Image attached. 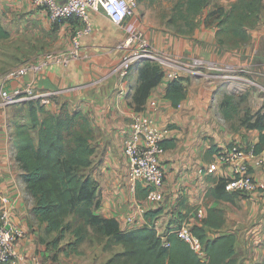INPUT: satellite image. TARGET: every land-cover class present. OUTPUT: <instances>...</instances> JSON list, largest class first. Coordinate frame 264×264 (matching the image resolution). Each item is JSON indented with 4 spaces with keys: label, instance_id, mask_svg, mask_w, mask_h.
Here are the masks:
<instances>
[{
    "label": "crops",
    "instance_id": "0c3cea01",
    "mask_svg": "<svg viewBox=\"0 0 264 264\" xmlns=\"http://www.w3.org/2000/svg\"><path fill=\"white\" fill-rule=\"evenodd\" d=\"M236 1L217 0V3L228 12ZM174 2L171 0L165 7V24L159 27L142 21L138 14L128 19L126 27H121L103 12H92L93 30L82 39L81 59L69 67L53 64L19 79L6 80L5 87L13 90L33 83L38 90L51 91L79 86L64 90L45 109L54 114L63 110L82 111L91 120L95 153L87 171L100 184L101 205L96 209L99 215L116 218L122 229L129 230L148 224L146 217L141 216L128 224L138 204L148 210L160 208L155 224L168 234L195 209L203 207L206 217L209 208L219 207L225 217L220 231L237 235L232 264H264V190L254 195H240L234 201L208 199V191L220 179L231 176L232 169L220 167L215 173L201 172L231 142L248 145L247 141H253L249 145H256L260 141L259 130L248 128L240 118L237 123L239 110L227 117L222 102L227 95L236 98L240 95L252 114L264 105V0L260 19L249 28L246 40L224 34L219 20L207 24L206 17L214 3L198 16V25L191 34H179L168 24ZM0 17L10 32L9 38L2 39L0 85L8 68L46 51L61 52L70 48L75 30L81 25L79 19L53 23L48 11L35 7L32 0H0ZM138 29L144 30L156 48L174 55L184 65L168 69L146 104V113L159 126L170 129L162 162L163 199L158 202L148 197L143 183L133 192L128 179L129 159L124 140L136 110L126 91L138 82L137 66L125 83L114 71L123 55L120 43L127 31ZM194 66L200 67L199 73L191 70ZM171 74L187 79V95L179 105L167 97L168 86L174 79ZM248 84L252 86L251 91L242 97L243 86ZM153 101L155 109L151 106ZM28 113L29 102L0 107V215L4 207L1 197L7 196L14 203L12 219L25 232L16 241L17 252L25 260L12 264H106L116 251L123 249L122 245L105 250L104 242L92 247L86 242L79 253L71 252L68 244L72 235L67 234L54 243L58 233H47L46 223L32 215L35 199L28 192L13 143L17 125L30 122ZM39 118L43 119L42 113ZM253 164L256 177L264 182V149L257 153Z\"/></svg>",
    "mask_w": 264,
    "mask_h": 264
},
{
    "label": "trees",
    "instance_id": "16d2710c",
    "mask_svg": "<svg viewBox=\"0 0 264 264\" xmlns=\"http://www.w3.org/2000/svg\"><path fill=\"white\" fill-rule=\"evenodd\" d=\"M214 3L206 17L207 24L215 20L223 25V33L233 39L246 40L249 28L256 25L263 10V0H237L230 11L217 0H177L168 24L179 34H191L198 25V16ZM10 37L0 17V40ZM138 82L127 91V97L136 111L144 110L153 90L163 81L166 71L151 59L137 65ZM184 77L173 79L167 97L175 105L185 99L187 88ZM227 117L238 110L236 97L227 95L222 102ZM43 114V119L39 118ZM29 123L17 125L13 143L16 159L24 170L29 194L35 199L31 210L34 217L46 223V232L58 233L54 243L72 235L71 252L88 240L104 242L105 250L116 251L106 264H232L236 254L237 235L221 232L225 223L224 210L208 209V215L193 227L205 252V259L183 240L173 228L166 235L169 245L163 244L156 229L155 219L160 208L146 212L148 224L124 230L113 217H103L96 212L101 205L100 184L87 170L93 164L95 147L92 143L94 128L82 111L63 110L60 114L46 111L45 106L29 102ZM241 121L248 128L259 130L260 141L256 152L264 149V112L249 111ZM165 145V142H164ZM166 147V146H165ZM228 179H220L208 193V199L234 201L240 194L226 190ZM244 196V195H242ZM10 264V263H3Z\"/></svg>",
    "mask_w": 264,
    "mask_h": 264
},
{
    "label": "built area",
    "instance_id": "2783aa9c",
    "mask_svg": "<svg viewBox=\"0 0 264 264\" xmlns=\"http://www.w3.org/2000/svg\"><path fill=\"white\" fill-rule=\"evenodd\" d=\"M35 7L45 8L51 21L59 23L70 19H79L80 27L75 30L72 38V46L64 51H46L27 62L11 67L3 75V83L0 85V107L5 108L24 102H36L43 106L50 104L64 90H73L70 87L60 90H38L33 83L24 87L9 90L5 87V81L19 79L29 72H39L50 65L56 64L69 67L72 62L82 58V39L91 34L93 22L92 12H103L115 25L126 27L130 17L137 13L140 0H32ZM119 48L123 50L121 61L114 71L125 83L130 72L141 61L151 59L160 63L167 72L172 66L183 68V64L174 55L165 53L156 48L150 41L143 29L127 31ZM191 69L199 73L200 67ZM174 79L179 74H171ZM126 88H122L124 91ZM151 106L155 109L156 102ZM144 110L136 111L131 119L128 134L124 140V151L129 159L128 179L130 188L136 192L139 183H143L148 189V197L153 202L163 199L162 188L165 182V170L162 166L163 156L166 152L164 142L169 135L170 129L161 127L155 119ZM257 157L255 145H245L233 141L221 148L215 155V160L201 169V172L215 173L218 168L232 169V175L226 177V190L238 192L240 195H254L264 190V182L258 179L253 171V160ZM4 207L0 215V264L24 262L16 248V241L24 236V229L12 219L14 203L7 196L1 197ZM148 208L138 204L136 214L128 218V224L135 222L136 217H145ZM205 217V209L199 207L185 218L175 231L192 248L205 259V252L198 236L193 232L195 224L200 223ZM158 233L162 236L163 244L168 246L165 233L156 225ZM33 264H39L37 262Z\"/></svg>",
    "mask_w": 264,
    "mask_h": 264
},
{
    "label": "rangeland",
    "instance_id": "374dc122",
    "mask_svg": "<svg viewBox=\"0 0 264 264\" xmlns=\"http://www.w3.org/2000/svg\"><path fill=\"white\" fill-rule=\"evenodd\" d=\"M175 2H176V0H175ZM175 2H174V4H175ZM170 4H171V0H140V6H139L136 14H138V17H140V19L142 21H146L149 25L159 27V26L165 24V7L167 8ZM174 4H172V5L174 6ZM173 13L174 12L172 9L171 15H173ZM1 49H2V40H0V52H1ZM6 71H4V73ZM263 83H264V81H263ZM251 88H252V86L250 84L243 86V89H245V90L242 94L243 95L242 97H246L249 94V92L251 91ZM126 93H127V91H126ZM236 103H237V107L239 110L236 117H237V123H239V121H240L239 118L241 119V117L246 113L247 107H245L246 106L245 102L241 101L240 95L236 98ZM261 110H262V112H264V105L261 108ZM234 113H236V112H234ZM252 143H253V141H247L248 145L252 144ZM97 243H102V242H100L97 239L87 241V244H89L91 247ZM91 247H89L88 249H91Z\"/></svg>",
    "mask_w": 264,
    "mask_h": 264
}]
</instances>
